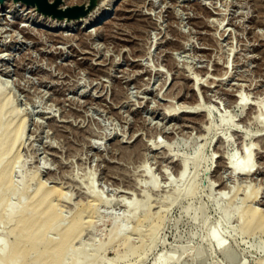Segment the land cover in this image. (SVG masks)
Segmentation results:
<instances>
[{
	"label": "rangeland",
	"instance_id": "374dc122",
	"mask_svg": "<svg viewBox=\"0 0 264 264\" xmlns=\"http://www.w3.org/2000/svg\"><path fill=\"white\" fill-rule=\"evenodd\" d=\"M89 3L62 0L59 9ZM30 7L0 2V87L28 121L13 180L36 176L67 194V219L93 204L92 190L101 195L106 204L90 209L81 242L93 249L103 241L104 264H156L182 252L172 264L264 263V236L243 235L239 223L245 208L264 212V0H99L71 21ZM105 9L104 22L91 26ZM247 146L251 173H233L229 164L245 160ZM191 179L196 197L184 198ZM131 200L138 209L124 205ZM163 220L151 251L117 258L127 250L124 241L109 244L117 225L130 224L137 247ZM140 222L145 239L134 233ZM2 227L0 238L10 226Z\"/></svg>",
	"mask_w": 264,
	"mask_h": 264
},
{
	"label": "bare ground",
	"instance_id": "6f19581e",
	"mask_svg": "<svg viewBox=\"0 0 264 264\" xmlns=\"http://www.w3.org/2000/svg\"><path fill=\"white\" fill-rule=\"evenodd\" d=\"M32 7L33 9H37V7ZM11 8L12 7H10V9ZM29 8L31 7L29 6ZM109 13L110 9H105V11H103L91 22V26L102 24ZM42 27L53 30V26L50 25H43ZM79 30L80 29H78L77 31ZM66 31H74V28L67 27ZM13 96L14 95H12L10 92L8 93L7 89L5 90V88L3 89V87H0V229L2 225L5 226L4 228L10 226L6 229V237L0 238V264H104V260L102 261V259H100V254L104 249L103 241L102 245L100 243L101 246L98 245L93 249V245L91 246V249H88L86 247L88 245L83 246L84 244H82L81 242L83 233L85 232L86 228L92 225L91 220H87V218L91 217L90 214L92 211H95L97 209V205L99 206L100 203L106 204V200H103V198L100 197L101 195H96V193L93 192L94 190H92V188V197L94 201L93 204L78 209L71 219H67L61 212V206H63L61 205V203L65 201V199H67V194L61 192V190L58 188H50L42 182L36 181V176H33L32 178L23 176L21 183H16L13 180V173L15 172L18 165H20L18 159V150L23 141L28 122L27 119H19L17 109L13 105ZM238 99L239 103H244L247 100L242 93ZM195 109L198 112L201 111V107L199 106ZM196 110H194L193 112H195ZM197 111L195 112L196 114L198 113ZM204 112H206L207 116L211 118V114L209 112L205 110ZM230 119L228 118V120ZM228 120L227 123L230 122ZM250 147L251 146H247V155L245 156V160L235 162L233 163V165H230L228 163V167L233 173H243L246 175L251 173V169L253 167V155L252 151H250ZM190 160L192 162L193 159ZM201 161L202 160L200 156L194 158L192 163L195 167H193L196 169ZM179 165L181 169L180 177L184 178L188 172L190 162L189 160H185L179 162ZM149 172V170H145V173H148V175ZM32 181H36L35 185L31 183ZM153 181H155V179H153ZM153 181L150 182L155 185ZM91 182L93 183V180ZM191 182L193 183H190L184 190V198L185 196H190V198L191 196L194 197L197 193V183L194 184L193 180ZM32 185L34 186V188ZM15 197L17 198L16 202L13 201ZM145 199L146 201H144L143 206H146L149 202L148 198ZM124 205L127 208L132 209L133 211L135 209H138V203L136 201L131 200L130 203L127 202ZM90 209H92V211ZM190 210V207L186 208V215L190 212ZM158 213L152 214H155L156 216L158 215ZM94 214H97V212H95ZM199 214H201V210L195 212L194 219H197ZM148 217L149 215H146L144 219H148ZM239 218V223L242 224V226H240L242 227L243 235L253 236L259 233L258 235L262 234L264 236V212H260L254 207H249L248 209L245 208L240 211ZM159 219L160 218H158V220ZM155 220H157V218H155ZM164 220L162 222L159 221L160 224H151V228L149 231L150 234L147 233L149 236L145 234L149 237V239L146 240L148 242H143L141 246L137 247H134L130 243L131 237L127 234L128 227L125 228L124 226L128 222H124L125 224L120 223L119 225H117L114 233L109 236V244H113L116 241L113 244L115 245L118 241H124L126 248L123 249H127L125 253H121L122 251L118 253L117 258L119 260H122L131 256H136L138 254H142L141 257H143L146 251L149 250V248L151 249V247L153 246L152 244L155 241L157 233L160 230L159 228L162 225L161 223H163ZM208 227H210V225ZM142 230V224L140 222V224L135 228L134 233H138V237L145 239L146 236L142 234ZM210 230L211 229H209V231ZM219 234L220 233L216 228L215 230L209 232L208 237L210 239H217L218 247L221 250L226 249V245L224 246V241L221 237H219ZM4 235L5 234L3 233V236ZM119 242L117 243V245L120 247L119 244L122 243ZM105 244H108V242H106ZM109 244L108 247L105 245V247L108 249L112 248L109 247ZM106 252L107 251H105L103 254H105ZM181 254L184 255V252H182ZM202 254L203 252L201 245V250H197L195 255L200 257ZM182 255L176 257L174 255L169 256L161 254L156 264H172L179 261ZM102 257L103 255L101 256V258ZM105 262L107 263L108 261ZM107 264L115 263L110 261Z\"/></svg>",
	"mask_w": 264,
	"mask_h": 264
},
{
	"label": "water",
	"instance_id": "95a60500",
	"mask_svg": "<svg viewBox=\"0 0 264 264\" xmlns=\"http://www.w3.org/2000/svg\"><path fill=\"white\" fill-rule=\"evenodd\" d=\"M6 0H0L4 3ZM15 2H23L28 6L37 7L38 11L46 16H51L59 20L68 19L77 20L87 16L97 5L99 0H90L88 6H75L65 10L59 9L62 4V0H56L54 3H50L48 0H14Z\"/></svg>",
	"mask_w": 264,
	"mask_h": 264
}]
</instances>
